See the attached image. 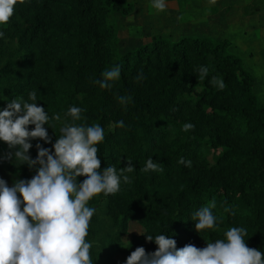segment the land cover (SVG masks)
Here are the masks:
<instances>
[{"label":"trees","instance_id":"1","mask_svg":"<svg viewBox=\"0 0 264 264\" xmlns=\"http://www.w3.org/2000/svg\"><path fill=\"white\" fill-rule=\"evenodd\" d=\"M130 10L125 0L18 3L9 23L0 26V110L11 99L45 108L51 143L31 140L33 159L37 143L51 149L61 127L73 123L66 113L76 106L84 110L77 125L104 129L97 145L101 170L114 166L119 173L132 161L135 171L125 173L130 183L121 178L117 193L88 202L95 208L86 237L93 264H125L137 247L154 252L157 245L145 235L169 236L178 249L189 243L203 248L230 227L245 228L247 246L264 252V105L253 92L252 75L223 43L206 37H153L122 52L112 14ZM117 65L119 79L101 88V73ZM201 66L209 69L203 80ZM212 77L223 80V90L211 84ZM33 91L37 99L29 101ZM119 96L131 100L122 105ZM55 114L60 120L51 119ZM121 120L124 127H116ZM185 123L194 128L182 131ZM210 150L217 152L213 161ZM8 151L0 141V156ZM181 157L191 167L178 163ZM148 158L163 171H141ZM1 162L13 182L35 175L26 164ZM212 200L217 226L197 233L192 214ZM130 221L142 232L123 243ZM117 253L125 260L116 261Z\"/></svg>","mask_w":264,"mask_h":264},{"label":"clouds","instance_id":"2","mask_svg":"<svg viewBox=\"0 0 264 264\" xmlns=\"http://www.w3.org/2000/svg\"><path fill=\"white\" fill-rule=\"evenodd\" d=\"M18 3L24 0H0V26L9 23ZM151 7L163 12L165 0H151ZM3 36L4 32L0 31V37ZM208 71L206 66L198 69L201 80ZM101 76L96 83L110 89L111 82L120 77V66L106 69ZM136 79L141 80L143 76L138 75ZM211 84L219 90L226 86L217 77H212ZM36 99L35 91L28 94L29 101ZM118 99L120 104L127 105L131 97L119 96ZM83 111L71 106L66 116L71 117L73 123L61 127V135L51 149L37 143V155L33 159L28 154L31 140L51 143L44 127L50 120L45 108L23 99H11L0 110V141L9 149L0 160L35 169L31 179L15 180L12 186L0 178V264H93L92 244L86 237L95 208L87 206L88 202L101 193L105 196L117 193L121 178L124 183H130L125 173L135 169L127 159V166L120 168L119 173L114 166L101 170L97 145L104 141V129L99 124L77 125L75 121L82 119ZM51 119L60 120V116L55 114ZM29 125L34 127L29 130ZM116 127H124V122H117ZM193 128L191 123L182 125L185 132ZM178 163L191 167V161L183 157ZM141 171L163 169L148 158ZM81 176L85 179L78 183L77 178ZM215 207L216 201L212 200L192 214L197 233L217 226V217L212 211ZM245 236V228L230 227L222 238L206 242L203 248L189 243L178 249L176 241L169 236L145 235L146 241L157 245L156 250L147 253L143 247H137L125 264H264V252L248 247Z\"/></svg>","mask_w":264,"mask_h":264},{"label":"rangeland","instance_id":"3","mask_svg":"<svg viewBox=\"0 0 264 264\" xmlns=\"http://www.w3.org/2000/svg\"><path fill=\"white\" fill-rule=\"evenodd\" d=\"M125 1L131 6L130 12L112 14L122 52L153 37H206L223 43L252 75L253 92L258 103L264 105V0H165L163 12L153 9L151 0ZM216 153L210 150L208 159L213 161ZM0 178L12 186L13 177L1 160ZM141 232V226L130 221L123 243ZM113 258L118 262L125 260L120 253Z\"/></svg>","mask_w":264,"mask_h":264}]
</instances>
